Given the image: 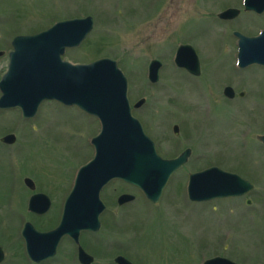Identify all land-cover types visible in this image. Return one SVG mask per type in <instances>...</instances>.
Segmentation results:
<instances>
[{"label": "rangeland", "instance_id": "1", "mask_svg": "<svg viewBox=\"0 0 264 264\" xmlns=\"http://www.w3.org/2000/svg\"><path fill=\"white\" fill-rule=\"evenodd\" d=\"M238 2L0 0L2 50L8 47V38L39 32L51 19L91 17V32L62 59L76 65L103 58L116 61L128 80L130 102L144 101L134 115L156 143L160 157L172 159L191 151L157 204L120 181L108 183L100 194L105 205L100 230L80 235L81 247L95 257L96 264H113L118 254L134 264H199L217 253L234 263L241 259L264 263V209L260 205L264 156L259 157L257 142L264 134V69L236 68L231 35L234 30L253 36L264 17L240 12ZM231 7L241 13L237 19L217 18ZM185 44L197 52L198 77L173 64V52ZM153 60L161 67L158 81L151 84L147 67ZM4 62L6 67L8 62ZM224 87L234 91L233 99H226ZM19 116L17 110H0V140L15 137L10 148L0 142V247L5 255L1 264H29L22 256V224L30 222L41 232L57 226V203L70 190L76 170L93 155L90 139L99 132L96 119L54 101L41 104L32 119ZM173 125L179 128L177 136L172 133ZM209 166L247 178L255 186L252 207L245 209L238 200L188 201V175ZM26 178L33 179L37 190L55 203L43 218L26 213L30 193L23 185ZM123 194L132 195L134 201L117 205ZM225 227L234 231L230 241L222 243ZM224 245L228 246L226 254ZM73 251L64 240L55 260L46 264H76Z\"/></svg>", "mask_w": 264, "mask_h": 264}, {"label": "water", "instance_id": "2", "mask_svg": "<svg viewBox=\"0 0 264 264\" xmlns=\"http://www.w3.org/2000/svg\"><path fill=\"white\" fill-rule=\"evenodd\" d=\"M251 1L252 9H264V0ZM258 8V9H257ZM237 16V11L228 9L219 14L222 20ZM91 17L59 22L38 35L18 37L12 40L9 69L0 82V108H19L24 117H33L42 100H57L65 105H77L88 114L95 115L101 123L100 134L92 140L94 159L78 170L73 190L64 206L60 224L47 233H38L27 225L23 230L26 248L31 260L38 262L52 257L57 244L64 236L79 243L80 231L99 230V216L104 205L99 192L113 179H120L140 189L153 204H157L169 176L187 162L191 151L185 150L173 160L157 156L154 143L131 115L127 99V79L116 67L115 61L100 59L88 65H72L61 60L64 48L78 47L91 32ZM238 63L246 68L251 64L264 65V33L248 39L240 34ZM189 45L178 47L175 63L194 76H199V59ZM148 79L158 81L161 63L153 60L148 64ZM231 88L224 90L226 98H233ZM143 100L135 105L141 106ZM175 129H177L175 127ZM13 136L2 139L12 143ZM264 142V137L260 138ZM30 183V182H29ZM27 183L28 185H30ZM252 185L240 177L210 168L189 175L188 198L201 202L214 198L237 196ZM134 197L122 195L118 204L133 201ZM80 263L92 262L79 247ZM0 248V262L3 260ZM117 264H130L124 258H116ZM211 260L206 264H217Z\"/></svg>", "mask_w": 264, "mask_h": 264}, {"label": "flooded vegetation", "instance_id": "3", "mask_svg": "<svg viewBox=\"0 0 264 264\" xmlns=\"http://www.w3.org/2000/svg\"><path fill=\"white\" fill-rule=\"evenodd\" d=\"M239 2V7H240V12H243V13H245V14H250V15H253V16H255V17H257V18H261V17H264V11H262V12H260V13H256V12H253V11H251V10H249V11H246L245 9H243L244 8V5H243V3H244V1L245 0H238ZM231 8H233V9H237V8H234V7H231ZM241 13H238V15H237V17H235L234 19H237L238 17H239V15H240ZM70 19H75V18H57V19H51L50 21H48V25H47V27L46 28H40V31L39 32H42V31H45V30H47V29H49L52 25H54L55 23H57V22H60V21H64V20H70ZM233 19V20H234ZM229 21H232V20H229ZM264 29V24L262 25V27H260V28H257V30H256V32H255V34L253 35V36H247V35H245L244 33H242V35H244V36H246V37H255L261 30H263ZM36 33H38V32H36ZM36 33H33V34H36ZM33 34H29V35H33ZM28 35V34H27ZM27 35H14L13 37H10V38H8V40H7V42H6V44H7V48L5 49V50H2V49H0V63H3V66L0 68V78H1V76L3 75V73H4V71L7 69V66H8V63H7V65H6V67H5V62L4 61H6V62H9V53L11 52V50L13 49V46H12V44H11V40L14 38V37H16V36H27ZM223 35H226V33L225 34H223ZM231 35H232V37H233V41H232V47L234 48V50L236 51V49H237V47H238V38L235 36V34H234V30L231 32ZM261 69L263 68L264 69V67H260ZM185 72V71H184ZM186 73V72H185ZM188 74V73H187ZM190 75V74H189ZM190 76H192V75H190ZM224 89H225V87L222 89V92L224 91ZM136 102H138V101H136ZM135 102V103H136ZM131 103V102H130ZM135 103H131V106H134L135 105ZM144 105V101H143V103H142V105L138 108V109H135V108H132V112L134 113V111H138V110H140L141 108H142V106ZM2 112V111H1ZM139 119V118H138ZM144 126V125H143ZM174 126H176V125H173L172 126V133L174 134V136H177L175 133H174ZM246 132H248V131H246ZM178 134H179V129H178ZM245 135L249 138V135L247 134V133H245ZM261 136H264V134H262V135H260V137ZM259 137V136H258ZM0 142L2 143V145L4 144V146H6V147H8V148H10V147H12L15 143L13 142V143H9V144H5V143H3L2 142V140H0ZM258 143H259V157H261V156H264V144L261 142V141H259V139H258V141H257ZM242 148L243 149H245V146H242ZM262 152V153H261ZM174 158V157H173ZM233 173H235V172H233ZM235 174H237L238 176H240L241 178H243V179H247V178H245L241 173L239 174V173H235ZM23 181V185H24V188L26 189V190H28L30 193H29V197H28V199H27V203H26V212H27V214H29V215H31L32 217H34V218H43V217H45L47 214H48V212H49V210L52 208L51 206H53V203H54V201H53V199H51L50 198V195H46L45 193H43V192H39L38 190H37V188H36V184H35V181L32 179V181H33V185L31 186V187H28V186H26L25 184H24V179L22 180ZM248 181V180H247ZM70 191V190H69ZM253 192H255V186H254V188L252 189V191H250V192H247V193H245L244 195H242V196H239V197H232V198H223V199H216V200H213V201H215V202H221V201H232V200H238V201H241L240 202V206L241 207H246L245 209H247V208H250V207H252V204H253V199H251V197L250 196H253L254 195V193ZM35 194H41V195H45V197H46V199L48 200V202L47 203H49V208H48V211L46 212V213H44V214H35V213H33L31 210H29L28 211V203H29V198L32 196L33 197V195L35 196ZM69 194V192L67 191V193L66 194H64V196H62V198L60 199V201L57 203L58 204V215H57V218H58V222H59V219H60V217H61V210H62V207H63V204H64V201H65V199H66V197H67V195ZM213 201H209V202H213ZM36 202H38V200L36 201ZM204 203H206V202H202V203H198V204H204ZM54 205H55V203H54ZM260 205H261V208L262 209H264V195L263 196H261V198H260ZM45 206H46V203L45 202H42V203H37V204H35V205H33L32 206V208H36L37 210H39V211H42V210H44L45 209ZM57 218H56V221H57ZM230 225V224H229ZM55 227H53L52 229H54ZM51 229V230H52ZM262 229H263V232H264V220H263V226H262ZM233 231H234V229L232 228V227H225V230H224V232H223V234L221 235L222 236V238H221V242L223 243V241L224 242H228V241H230V239L232 238V235H233ZM49 232V231H48ZM264 234V233H263ZM65 240H67V239H65ZM69 243L72 245V247H73V249H74V252H72V259L76 262V264H80L79 262H78V259H77V247L75 246V244L74 243H72V241L71 240H69ZM228 248V246H226V245H224L223 247H222V249H223V252L226 254V249ZM26 255V254H25ZM25 255H23V256H25ZM92 256V258H93V262L91 263V264H96V259H95V257L93 256V255H91ZM117 256H122V257H124L125 259H127V261H129V262H131V264H134L132 261H130V259L129 258H127L126 256H123V255H120V254H118V255H116L114 258H113V264H116L115 263V258L117 257ZM212 258H217V259H223V260H227V261H229V262H231V263H234V261L233 260H231V259H229L227 256H223V255H221V254H219V253H217V254H215L214 256H211V258H209V259H212ZM25 260L29 263V264H46V263H49V262H52V261H54L55 260V258L53 257V258H51V259H49V260H46V261H43V262H40V263H35V262H32V261H30L28 258H27V256H25ZM206 260H208V258H206ZM205 261V260H204ZM203 261V262H204ZM203 262H201V263H199V264H203ZM197 264H198V262H197ZM217 264H229V263H225V262H218ZM234 264H264V263H262V262H256V263H252V262H247V261H245L244 259H241V261L239 260L238 261V263L237 262H235Z\"/></svg>", "mask_w": 264, "mask_h": 264}]
</instances>
